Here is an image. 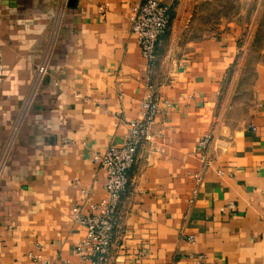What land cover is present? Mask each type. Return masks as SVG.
Returning <instances> with one entry per match:
<instances>
[{
  "label": "crops",
  "instance_id": "obj_1",
  "mask_svg": "<svg viewBox=\"0 0 264 264\" xmlns=\"http://www.w3.org/2000/svg\"><path fill=\"white\" fill-rule=\"evenodd\" d=\"M58 2L0 0V152L24 112L0 168V264H193L198 252L204 264H264V33L250 72L223 87L250 42L238 45L233 26L209 31L200 0H166L168 34L149 61L131 27L138 0L67 2L50 44ZM149 88L151 135L94 263L75 247L85 225L71 206L104 195L91 150L122 143Z\"/></svg>",
  "mask_w": 264,
  "mask_h": 264
},
{
  "label": "built area",
  "instance_id": "obj_2",
  "mask_svg": "<svg viewBox=\"0 0 264 264\" xmlns=\"http://www.w3.org/2000/svg\"><path fill=\"white\" fill-rule=\"evenodd\" d=\"M66 3L67 0H59L57 17L49 40L50 44L57 29L59 14ZM104 6L105 3L99 4V9L103 10ZM168 21L169 3L166 0H138L135 5L131 14V27L136 33L139 47L147 61L156 57L157 41L167 28ZM47 55L48 52L36 65L34 82H37L47 70ZM140 104L144 108V116L131 118L128 121V130L122 143L108 144L101 150H91L92 159L105 167L104 195L88 210H84L79 203H73L71 206V214L74 219L85 225V233L75 247L82 256L89 254L94 263L104 260L107 256L114 236L117 206L120 196L129 182L128 170L135 161L138 146L145 139L150 138L149 126L158 107V96L153 88H149ZM23 113V107H21L3 142L0 152V168L13 144ZM206 141L207 135H204L201 146H204ZM229 204L233 205V201H229ZM193 258V264H204L202 252L196 253Z\"/></svg>",
  "mask_w": 264,
  "mask_h": 264
},
{
  "label": "rangeland",
  "instance_id": "obj_3",
  "mask_svg": "<svg viewBox=\"0 0 264 264\" xmlns=\"http://www.w3.org/2000/svg\"><path fill=\"white\" fill-rule=\"evenodd\" d=\"M200 5L202 11L200 22H203V25L205 24L204 22H207L209 31L212 30L217 32L224 27L231 28L233 26L232 28L237 33L238 45L244 44L246 39L250 42V45H247L246 42V46H248L247 49L240 47L238 50L239 54L245 51V56L243 57L245 61L242 63L238 61L234 62V65L232 64L227 71L222 86H228L230 85L234 73L240 75L239 68L242 69L244 67L247 72H250L253 66L252 62L256 57V46L255 43L252 42V37H255L254 40L260 39L264 33V0H200ZM58 7L59 2L57 4V10ZM258 30L259 36L256 38ZM164 32L163 36L165 37L166 34H168L167 29H165ZM239 80L240 84L242 82L247 86L249 77L246 76L244 80ZM13 120H11L10 124H12ZM7 136L8 132L4 141Z\"/></svg>",
  "mask_w": 264,
  "mask_h": 264
},
{
  "label": "water",
  "instance_id": "obj_4",
  "mask_svg": "<svg viewBox=\"0 0 264 264\" xmlns=\"http://www.w3.org/2000/svg\"><path fill=\"white\" fill-rule=\"evenodd\" d=\"M74 0H67L68 3L72 4Z\"/></svg>",
  "mask_w": 264,
  "mask_h": 264
}]
</instances>
